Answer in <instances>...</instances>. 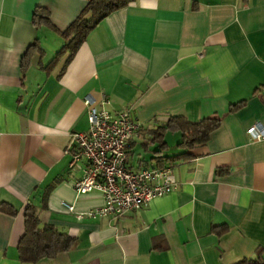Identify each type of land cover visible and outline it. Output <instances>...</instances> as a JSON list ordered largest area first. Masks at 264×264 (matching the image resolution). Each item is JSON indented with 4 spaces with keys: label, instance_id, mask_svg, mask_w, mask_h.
Returning a JSON list of instances; mask_svg holds the SVG:
<instances>
[{
    "label": "crops",
    "instance_id": "1",
    "mask_svg": "<svg viewBox=\"0 0 264 264\" xmlns=\"http://www.w3.org/2000/svg\"><path fill=\"white\" fill-rule=\"evenodd\" d=\"M87 0H0V264H236L264 256V0H134L104 18L73 58L52 64L67 39L33 22L37 6L66 30ZM39 39L42 52L30 53ZM87 95L131 112L140 127L129 142L135 170L172 165L178 187L147 206L95 216L94 190L78 195L87 161L71 167L74 132L90 129ZM246 104L230 112L241 101ZM219 115L208 142L157 152L154 131L172 116L191 122ZM147 154V156H145ZM179 156L157 163L155 157ZM224 169V171H220ZM77 239L36 263L20 260L25 211ZM214 226H228L218 235Z\"/></svg>",
    "mask_w": 264,
    "mask_h": 264
},
{
    "label": "built area",
    "instance_id": "2",
    "mask_svg": "<svg viewBox=\"0 0 264 264\" xmlns=\"http://www.w3.org/2000/svg\"><path fill=\"white\" fill-rule=\"evenodd\" d=\"M84 102L90 129L72 134L71 146H77L79 151L72 156L71 167L84 157L87 164L75 182L76 192L84 195L97 190L104 198V206L90 212V216L121 215L138 210L178 187L172 166L135 170L129 165V142L140 124L128 109L112 112L108 107L111 101L106 96L97 100L87 95ZM247 133L253 141L263 139L264 124L254 123Z\"/></svg>",
    "mask_w": 264,
    "mask_h": 264
},
{
    "label": "trees",
    "instance_id": "3",
    "mask_svg": "<svg viewBox=\"0 0 264 264\" xmlns=\"http://www.w3.org/2000/svg\"><path fill=\"white\" fill-rule=\"evenodd\" d=\"M134 0H87V5L77 17V19L66 29L60 30L51 21L49 10L42 6H37L33 16V22L36 27L49 26L54 31L63 35L67 42L63 48L57 53L52 64L56 63L60 57L69 52L71 60L82 43L87 39L88 35L95 27L113 11L126 7ZM248 3L249 0H243ZM34 51L42 52L43 48L37 39L28 49L24 56V69L30 63V53ZM246 101H241L231 105L230 112H234L242 108ZM222 117L212 115L203 118L199 122H191L184 116H172L168 122L159 126L154 131L153 143L158 144L157 152H163L169 149V144L165 139L167 132H180L181 140L179 147L190 149L197 145L206 144L212 134L221 125ZM129 153V151H128ZM179 156L164 158L161 155L155 157L157 163L161 164L168 159H177ZM171 166L175 162L169 163ZM220 171H224L221 169ZM0 211L11 215L17 214V209L9 203L0 202ZM228 226H214L213 230L222 235L227 232ZM77 243V239L68 233L59 230L51 224L41 226V221L35 212V209L28 206L25 211V232L19 244L18 251L20 260L26 263H36L45 258H55L59 253L70 250ZM236 264H264L263 250L258 249L257 256L253 258H245Z\"/></svg>",
    "mask_w": 264,
    "mask_h": 264
},
{
    "label": "rangeland",
    "instance_id": "4",
    "mask_svg": "<svg viewBox=\"0 0 264 264\" xmlns=\"http://www.w3.org/2000/svg\"><path fill=\"white\" fill-rule=\"evenodd\" d=\"M145 156H147V154H145Z\"/></svg>",
    "mask_w": 264,
    "mask_h": 264
}]
</instances>
